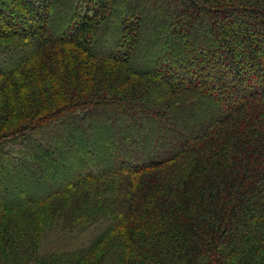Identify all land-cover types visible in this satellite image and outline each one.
<instances>
[{"label":"trees","instance_id":"obj_1","mask_svg":"<svg viewBox=\"0 0 264 264\" xmlns=\"http://www.w3.org/2000/svg\"><path fill=\"white\" fill-rule=\"evenodd\" d=\"M1 5L0 264H264V0Z\"/></svg>","mask_w":264,"mask_h":264},{"label":"rangeland","instance_id":"obj_2","mask_svg":"<svg viewBox=\"0 0 264 264\" xmlns=\"http://www.w3.org/2000/svg\"><path fill=\"white\" fill-rule=\"evenodd\" d=\"M53 1V0H52ZM3 2H5V0H0V6H2L1 4L3 3ZM37 5H36V2H35V7H36ZM171 12V11H170ZM66 24H70L69 22H66L65 23V26H66ZM64 26V25H63ZM64 26V27H65ZM195 26L196 25H194V27H192L191 28V34H190V36H188V44L189 43H195V36L197 35L196 33H195ZM45 31H46V33H48V30H47V28L45 29ZM43 33H45V32H43ZM200 34V33H199ZM194 37V38H193ZM233 46L236 48V54L238 55V56H241V54H239V51L241 50V48H242V45L239 43V42H237V41H235L234 43H233ZM19 50H16V53L18 52ZM18 54V53H17ZM15 60V61H14ZM14 63L17 61V59L16 58H14ZM13 61H12V63H13ZM13 63V64H14ZM8 65H9V61H6V63H3V62H1L0 61V66H4V67H8ZM154 127H155V125H153ZM82 129L83 130H80V132H79V134H80V137L82 138V140L80 141V143L81 142H83V141H85V142H87V141H90V135H89V133H88V130L89 129H86L85 130V128L84 127H82ZM116 128H115V131H114V133H113V136H114V138L116 137V134H117V132H116ZM100 143H101V145L103 146V140H101V141H99ZM116 142L117 143H121L122 142V140L120 141V140H116ZM71 150V149H70ZM85 156V155H84ZM122 156V155H121ZM123 157V156H122ZM124 158V157H123ZM55 162H56V165H55V167L56 168H58L59 170H61L62 172L61 173H65L64 171H65V162L62 160H59V158H56V160H55ZM19 167H22V166H17V165H12V167H11V169L9 170V175H10V179H12L13 180V182H10V183H6L5 182V185H2L1 184V181H3V179H2V177H0V196L2 197V200L3 201H5V200H12V196L14 197V198H17L16 196H17V194L15 193V189L13 188V186L12 185H16V186H19L20 184H21V182H22V179L23 178H19V175L17 174V172L16 171H19L17 168H19ZM15 168V169H14ZM12 170L15 172V175H14V172H12ZM3 176V175H2ZM25 175H23V177H24ZM19 178V179H18ZM24 182V188H25V190L23 189V191H25V192H28V193H30V194H32L31 193V189H34V191H36V192H38L37 190H38V187H42V186H44L45 185V181L44 182H39V181H36V180H33L32 181V185H27V182L26 181H23ZM29 184V183H28ZM49 184H51V183H49ZM28 186V188H26L25 186ZM34 191H32V192H34ZM36 192H34V193H36ZM4 193H6V194H9V197H5V195H4ZM24 194V193H23ZM15 200H18V199H15ZM2 202V201H1ZM9 215L12 217V220H13V222H14V225L15 226H17V225H19L20 224V222H23L24 224H25V227L27 228V229H29V228H31L30 227V224L28 225V223H30L32 220L31 219H28L29 217H30V215H24L23 214V216H22V214L21 213H18V211H17V213H15V214H13V213H9ZM19 217V218H18ZM18 221H20V222H18ZM34 221V220H33Z\"/></svg>","mask_w":264,"mask_h":264}]
</instances>
